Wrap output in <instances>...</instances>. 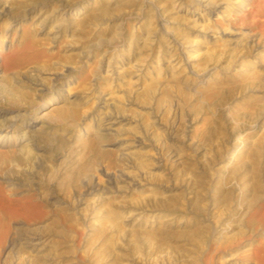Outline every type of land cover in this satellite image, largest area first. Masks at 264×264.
Instances as JSON below:
<instances>
[{
    "label": "rangeland",
    "instance_id": "1",
    "mask_svg": "<svg viewBox=\"0 0 264 264\" xmlns=\"http://www.w3.org/2000/svg\"><path fill=\"white\" fill-rule=\"evenodd\" d=\"M208 2L216 13L189 0H0V48L30 26L52 61L0 69L15 96L0 92L2 137L21 147L27 120L50 136L32 138L12 182L90 168L70 197L43 187L49 215L12 222L0 264H264L252 253L264 245V0ZM157 34L175 43L152 50ZM91 144L120 164L94 162Z\"/></svg>",
    "mask_w": 264,
    "mask_h": 264
},
{
    "label": "bare ground",
    "instance_id": "2",
    "mask_svg": "<svg viewBox=\"0 0 264 264\" xmlns=\"http://www.w3.org/2000/svg\"><path fill=\"white\" fill-rule=\"evenodd\" d=\"M189 3L198 6H202L204 10L208 13H216L219 9V5L207 3V0H189ZM84 4L76 9L77 14L81 13L84 8ZM254 5L250 4V11H254ZM35 9L32 8L30 10ZM42 9V7H41ZM1 14L5 15L6 12H1ZM81 15V14H79ZM75 17L79 16H74ZM242 20L246 22L249 20V15L242 16ZM16 22V21H15ZM168 19L166 20L164 17L159 18L158 24L160 25L169 23ZM11 23H14V21ZM19 23V22H18ZM18 23H14V26H18ZM61 30V27L58 28V31ZM264 31V28L262 29ZM171 37V36H170ZM169 36H164L162 34L154 35L153 37H148V43L151 46V49H155L158 45L161 46V40H165V42L173 43L174 39H171ZM182 38L186 41H193L190 38V35L182 34ZM171 39V40H170ZM175 43V42H174ZM175 46V44H173ZM6 48H0V69L7 72L12 66L10 60L15 56H17L18 62L15 67H24L26 64L31 62H38L41 67H48L52 65V61L50 60L51 55L47 52L46 49L43 48L40 40L34 37V31L30 26L23 27V33L20 34V39L16 42L13 41V38L6 43ZM211 55H208L209 58ZM14 59V58H13ZM207 60V59H206ZM15 61V60H14ZM16 62V61H15ZM14 62V63H15ZM14 65V64H13ZM38 65V66H39ZM258 72L251 75V77H243L242 80L238 83L235 89L240 88L243 89L249 83L255 82L258 79ZM58 81V79L56 78ZM11 77H3V83L0 84V92L4 93L5 97H7L8 101L14 96V92L11 87ZM152 89V85H147L143 87V91L150 92ZM232 89V88H231ZM234 89V90H235ZM233 90V89H232ZM211 91V89H210ZM213 91V90H212ZM218 94L219 92H212L211 94ZM29 95V94H28ZM26 94L25 97L29 98ZM216 97V96H215ZM225 98H221L220 101L223 102ZM47 105L55 103L57 101L56 97H50L47 100ZM3 115L0 114V241L4 239L11 228V223L18 220L23 219L25 221L44 219L46 218L50 211L48 208L51 207V201L48 199V194L45 192L43 187H48L53 190L56 195L64 199L66 196L70 197L73 192L76 194L80 191V178L82 175H87L90 169L87 165H85L86 169L82 167V171H75L73 167L70 169L71 171L64 176H58L53 172L52 167L48 165H43L41 170H37V173H34V176L37 178L38 187L34 186V182L31 177L24 174L23 185L25 186L24 190H20L19 185H16L12 182L15 179L16 175H18L21 171L22 165H32L33 162V143L31 141L34 137L36 141L45 142L50 138L49 135H45L42 132L37 131V125L40 124V121L32 120L28 121L22 125L23 132H19L18 137L19 144L21 147H13L17 144L16 142H11L10 138H6L5 134L2 137V129L6 130V126H3L4 122L1 119ZM11 125V124H10ZM13 125V124H12ZM25 138V139H24ZM10 139V140H9ZM28 140V143H25V140ZM25 143V144H24ZM63 145L67 144V141H61ZM91 148L89 150L90 154L93 156L94 162L105 163L108 168L115 167L120 164V159L115 156L112 151L103 150L93 144H91ZM8 148L7 150H3V148ZM73 147V146H72ZM2 149V150H1ZM93 166V164H92ZM51 171V178H47L48 172ZM50 174V173H49ZM20 175V174H19ZM46 175V177H45ZM19 177V176H18ZM50 177V176H49ZM19 179V178H18ZM14 181V180H13ZM22 181V180H21ZM52 181V182H51ZM66 201V200H65ZM56 215L60 218L70 217L72 215H65L61 210L56 211ZM119 217V216H118ZM264 215L259 220L262 224L264 223ZM6 239H4V242ZM4 244H2L3 246ZM252 253L263 263L264 259V245H256L252 248ZM208 262L205 260V264ZM175 264H178L177 262Z\"/></svg>",
    "mask_w": 264,
    "mask_h": 264
}]
</instances>
